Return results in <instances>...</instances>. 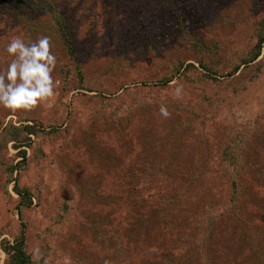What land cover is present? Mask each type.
Returning <instances> with one entry per match:
<instances>
[{
  "label": "rangeland",
  "instance_id": "1",
  "mask_svg": "<svg viewBox=\"0 0 264 264\" xmlns=\"http://www.w3.org/2000/svg\"><path fill=\"white\" fill-rule=\"evenodd\" d=\"M180 1L192 14L201 13L190 21L187 33L155 0H64L81 25L77 41L87 52L81 70L90 88H82L75 66L63 61V68L56 64L51 74L54 95L46 102L28 112L0 108V127L35 119L43 130L50 131L31 135V146L25 148L26 166L12 175H18V182L32 196L30 204L21 206L22 217L17 213L18 196L12 184L7 191L2 186L5 175L0 168V240H13L23 224L34 264H38L36 257L44 255L42 264H71L84 255L97 262L114 257L118 263H127L126 258L132 257L140 264L135 251L116 258L118 253L100 244L88 225L93 224V217H103L98 234L108 239L117 235L130 252L127 230L157 207L166 191L164 185L129 179L142 175L144 167L139 165L143 161L169 178L172 171L183 177L200 172L190 190H195V196L214 186V198L225 196V185L216 183V165L217 147L228 136L251 130L247 134L249 151L264 162V58L259 56L255 63L228 75L233 63L255 44V28L264 19V0ZM2 10L4 7H0V74L12 59L5 51L8 42L13 37L24 40ZM141 14L147 19L144 27L151 32L152 52L140 46L144 28L139 30L135 23ZM198 18L204 22L196 21ZM197 39L217 46L215 55L206 56L218 59L213 79L204 77L205 71L195 61L200 56L193 46L194 42L200 44ZM179 63H193L197 68L185 76L177 75L168 85H158V76L172 74ZM161 105L170 107L167 119L159 114ZM149 116H153L149 124L156 122L159 128L147 126ZM177 127L181 130L176 134ZM168 129L174 131L167 132V138ZM257 133L263 142L257 141ZM173 145L178 148L170 160L164 147L169 150ZM15 153L12 142L4 143L0 136V163H16ZM135 163H139L138 169L130 171ZM245 185L250 196L244 210L264 230V183L249 177ZM64 206L67 218L58 220L57 213ZM187 221L194 220L188 217ZM176 232L159 234L155 228L150 238H143L146 250L153 254L158 240L162 245L155 254L165 251L181 258L188 243L180 240L184 244L175 247V240L181 238ZM224 243L232 247L225 260L244 264L233 257V249L239 247L237 239ZM67 256L71 258L68 262ZM4 258L0 249V264Z\"/></svg>",
  "mask_w": 264,
  "mask_h": 264
},
{
  "label": "trees",
  "instance_id": "2",
  "mask_svg": "<svg viewBox=\"0 0 264 264\" xmlns=\"http://www.w3.org/2000/svg\"><path fill=\"white\" fill-rule=\"evenodd\" d=\"M155 1H158L157 4L164 7L175 20H179L177 25L185 33L190 30V21L197 14L201 15L199 11H195L192 14L191 8L180 0ZM66 4L64 0H0V7H4L2 11L10 17L12 29L14 28L21 33L24 38L23 41L32 43L47 36L50 42V50L56 57V64L63 68V61L70 62L75 66L74 74L80 86L82 88H90L87 86L88 81H85V75L81 70L83 57L87 55V52H83L79 48L77 41L78 29L81 28V25L78 22L76 23L75 14L72 10L67 9ZM155 13L157 12L155 11ZM137 19L138 22L135 24L139 27V30L144 28L141 32L140 46L152 52V47L148 41L150 40L151 32L144 27L145 24L148 25L147 19L143 14ZM196 21L204 22L201 18ZM255 37V44L248 53L241 54L238 62L233 63L228 75L236 74L241 66H250L255 63L259 56L262 59L264 58V19H261L259 25L255 28ZM197 41L199 40L197 39ZM199 42L200 44L193 43L197 54H200V56L195 57V61L205 71L203 76L213 79L216 77L217 68L215 66L218 64V59H207L206 56L215 55L217 46H210L202 39ZM195 68L197 67L193 63L185 65L179 63L172 68V74H161L156 82L158 85H168L177 75L185 76L188 71H195ZM257 70H259L258 65L256 66ZM164 106L170 109L167 105ZM152 117L149 116L146 124L150 128H155L158 123L149 124ZM28 121L30 119H25V122ZM31 122L17 125L7 122L0 127L2 140L4 143L12 142V147L16 150L15 154L19 158L16 163H0V168L3 167L2 172L5 175L2 182L4 190L7 191V186L12 184L11 188L18 196L16 206L19 217H22L23 213L21 206L30 204L32 196L27 187L20 185L18 175L17 177L12 175L17 168L20 171L21 168L26 166L27 155L25 148L31 146V135L49 134L50 132L43 130L40 123L35 121V119L31 120ZM113 122L116 123L117 120L113 119ZM179 130L181 129L177 127L176 134L180 132ZM172 131L174 130L168 129L166 131L167 138L168 133L170 135ZM250 131L245 129L236 133V135L228 136L225 139L226 141H223L217 147L218 166L216 165V172L218 176L216 175V183L225 185L224 197L214 198V186L204 188V190H201L203 192L194 196L193 191L195 190H190V187L192 186L193 188V184L196 183L201 175L200 172L193 173L189 177L185 173L186 177H183V174L172 171L171 178H169L157 174L156 170L154 171L152 166H149L150 163L144 164V161L142 165L135 163L129 170L133 171L138 169L139 166H143L144 172L140 177L130 176L129 179L131 181L136 178L140 182H148L147 184L150 186H165L166 191L163 192L165 194L161 197L159 205L157 207L154 206L153 210L145 218L136 219L132 224L135 228L130 227L127 230L126 238L127 247L130 248L129 253L125 244L118 239L117 235H112V238L109 237L108 239L104 235L98 234L99 224H101L103 217H93V224L88 225L93 237L100 244H107L110 249L118 253L116 258H119L120 254L131 255L135 251L136 254H139L140 264H231V262L225 260V257L232 250V247L226 245L224 241L236 238L239 247L233 249L235 252L234 258H240L244 264H264V230L258 228L253 218L250 220V216L244 210L246 201L250 196L245 185V178L251 177L252 180L260 184L264 183V162L255 157L254 153L249 151L250 149L247 145V142H249L247 134ZM259 136L260 134L257 133V141L263 142ZM162 138H165L164 133ZM172 147L169 150L164 147L165 155L168 159L177 152L176 148L178 147L174 145ZM171 150L173 151L171 152ZM173 158L170 157V160ZM202 164L205 167V161ZM202 173L204 174V171ZM207 182V185L211 184L209 180ZM259 201L260 199L256 200L257 203ZM184 203L188 205H184ZM66 208L67 206L61 207V211L57 213L58 220H66ZM195 210L199 211L195 212ZM188 217L193 218L194 221H187ZM155 228L159 229V234L177 230L178 232L176 233L180 234L181 238L175 240L174 246L179 247L183 241L188 243L184 251L186 254L181 256V258L177 254L165 251L155 254L156 249L162 245L158 240L153 246L154 253L149 254L145 248V240L150 238ZM183 233L185 234L183 235ZM165 239L167 241V237ZM0 249L5 254L3 264L35 263V258L28 251L23 224H21L20 233L13 240L8 238L0 240ZM178 249L180 252L184 250L182 248ZM45 258V255L36 257V263L42 264ZM66 259L68 262L71 258L67 256ZM72 260L71 264H138L132 257L130 259L126 258L125 262L127 263H118L114 257L97 262L94 258H89L86 255Z\"/></svg>",
  "mask_w": 264,
  "mask_h": 264
},
{
  "label": "clouds",
  "instance_id": "3",
  "mask_svg": "<svg viewBox=\"0 0 264 264\" xmlns=\"http://www.w3.org/2000/svg\"><path fill=\"white\" fill-rule=\"evenodd\" d=\"M12 57L6 72L0 74V108L12 112H28L54 95L52 72L56 57L44 36L32 43L13 37L5 48ZM177 95L180 89H176ZM161 117L170 116L168 108L159 107Z\"/></svg>",
  "mask_w": 264,
  "mask_h": 264
}]
</instances>
